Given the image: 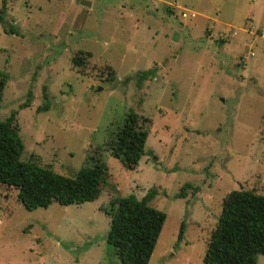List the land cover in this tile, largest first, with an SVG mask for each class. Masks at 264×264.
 Returning <instances> with one entry per match:
<instances>
[{
	"label": "rangeland",
	"instance_id": "obj_1",
	"mask_svg": "<svg viewBox=\"0 0 264 264\" xmlns=\"http://www.w3.org/2000/svg\"><path fill=\"white\" fill-rule=\"evenodd\" d=\"M81 1L6 0L0 120L16 113L23 161L73 178L99 158L108 182L94 202L33 211L0 185V264H121L107 211L151 189L166 220L148 264H204L224 196H264V0ZM78 52L91 57L74 67ZM129 111L150 120L135 171L107 144ZM185 184L198 192L177 198Z\"/></svg>",
	"mask_w": 264,
	"mask_h": 264
},
{
	"label": "trees",
	"instance_id": "obj_2",
	"mask_svg": "<svg viewBox=\"0 0 264 264\" xmlns=\"http://www.w3.org/2000/svg\"><path fill=\"white\" fill-rule=\"evenodd\" d=\"M6 0L0 9L4 22ZM14 33L13 29L4 30ZM77 55V56H76ZM72 58L74 67L82 66L90 53L78 52ZM156 70L138 74V83L153 77ZM112 73L110 72L109 75ZM111 82L113 77L108 78ZM7 77H0V104ZM28 102L23 108L28 107ZM46 106L38 111L46 110ZM16 113L0 120V185L17 190V199L28 210L47 209L53 203L60 206L79 205L98 200L108 182L109 171L99 158H92V167L82 168L73 178L41 166L35 157L23 161V142L19 136ZM150 120L129 111L122 126L109 135L108 151L121 166L135 171L146 155ZM198 192L185 184L177 198L186 191ZM157 192L153 189L138 200L134 196L120 197L107 213L111 217L106 242L121 264H148L164 226L166 215L151 206ZM264 256V196L254 190H233L222 199L221 212L207 243L204 264H257Z\"/></svg>",
	"mask_w": 264,
	"mask_h": 264
},
{
	"label": "built area",
	"instance_id": "obj_3",
	"mask_svg": "<svg viewBox=\"0 0 264 264\" xmlns=\"http://www.w3.org/2000/svg\"><path fill=\"white\" fill-rule=\"evenodd\" d=\"M180 10H181L180 15H181V18L183 19L196 17V14L191 11H186L185 9H182V8ZM262 37L264 38V34H262Z\"/></svg>",
	"mask_w": 264,
	"mask_h": 264
},
{
	"label": "water",
	"instance_id": "obj_4",
	"mask_svg": "<svg viewBox=\"0 0 264 264\" xmlns=\"http://www.w3.org/2000/svg\"><path fill=\"white\" fill-rule=\"evenodd\" d=\"M80 4L82 5V6H84V7H90V3L89 2H86V1H84V0H82L81 2H80Z\"/></svg>",
	"mask_w": 264,
	"mask_h": 264
}]
</instances>
